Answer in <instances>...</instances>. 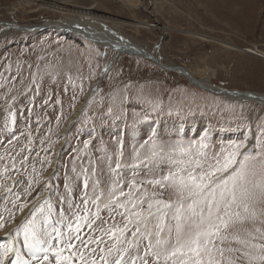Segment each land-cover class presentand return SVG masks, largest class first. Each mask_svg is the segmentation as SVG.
Returning <instances> with one entry per match:
<instances>
[{"label":"rangeland","instance_id":"obj_1","mask_svg":"<svg viewBox=\"0 0 264 264\" xmlns=\"http://www.w3.org/2000/svg\"><path fill=\"white\" fill-rule=\"evenodd\" d=\"M91 1L96 16L148 23L120 36L161 62L264 95V59L246 52L264 53V0ZM61 19L37 0H0L2 24ZM115 55L54 28L0 35V237L14 238L0 264L13 246L8 264L263 261L264 106L139 55L105 76Z\"/></svg>","mask_w":264,"mask_h":264},{"label":"bare ground","instance_id":"obj_2","mask_svg":"<svg viewBox=\"0 0 264 264\" xmlns=\"http://www.w3.org/2000/svg\"><path fill=\"white\" fill-rule=\"evenodd\" d=\"M73 1H75V0H73ZM73 1H70V2H67L64 4L63 3L59 4L56 2L48 3V2H45L44 0H41V1L37 0L38 6H40V10H47V11L53 12L54 14L61 16L63 19H61L60 21H57V22L47 21L45 24H42V25H36V24L19 25L16 23H12V24L0 23V25L2 26V29L0 30V35L3 36L4 34L10 32V31H15L17 33H24L26 35H29L31 33L39 32V31H43V30H47V29L49 30L51 28H54L58 31L67 30L70 33H75V34L77 33L81 37H83V38H85L91 42H94L95 44H97L100 47L110 48V49L114 50L116 52V54L120 50H123V53H121L119 55V57L121 55H124L126 52H129L130 49L133 52H139L140 50L148 51L146 48L139 45V43L137 44L136 42L125 41L120 36L121 35V29L119 30V28H122L123 26H126V25L128 26L129 24L133 25L137 30L143 29V28L149 30L150 28H149L148 23H142L139 21H135V22H133V24H131V23L127 24V22H124V21H121V20L116 19L114 17H111V15L110 16H108V15L107 16L106 15H101V16L97 15L96 16L94 11L99 10L98 7L101 8V6H99L98 4H97V6L95 5L96 6L95 7L94 2L90 0L89 3H91L92 6L90 5L86 8V7L76 6L78 3L73 2ZM30 4H31V1H30ZM71 4H76V5H71ZM107 23L108 24L111 23L113 29H112V27L111 28L108 27ZM38 27H44V28L38 29ZM59 28H61V29H59ZM187 35H190L193 37L201 36V35H198V36L192 35L190 33H188ZM210 39L211 38H209V40ZM219 44L223 45L224 47H227L228 49H230V48L236 49L234 47V45H232L230 43L228 44V43H224V42H219ZM246 52L248 54H252L254 56H257V57L264 59V53L261 51L248 50ZM128 54L135 55L134 53H128ZM174 67L179 68L176 66H174ZM185 70L188 71L194 77V79H197L194 76V74L191 73L188 69H185ZM175 72L183 75V73H181L180 71H175ZM184 77L190 82V80L186 76H184ZM197 80L199 81V84L201 86H203L209 90H212V92L210 91L211 93H214V92H217L218 90H220L217 87H215L210 82L209 79L198 78ZM190 84H192V83L190 82ZM192 85H194V84H192ZM194 86H198V85H194ZM92 90H96V89L93 87ZM214 94H216V93H214ZM257 95H259V96L258 97L256 96L254 98H249V97L236 98L234 96L231 97L229 95L223 94L222 97L229 99V100H232V101L254 102L256 104H261L264 106V95H262V94L261 95L257 94ZM84 108H85V104L83 102L81 107H79L78 111L76 112V115L77 116L81 115ZM64 137H65V135H64ZM24 217H26V216H24ZM11 230H12V228H9L6 232H4L3 235L0 237V239L7 236V234L10 233ZM0 242H2V241H0ZM13 249L14 248L12 247L11 252ZM10 255L7 257L6 264L9 263ZM257 264H264V259H263V261H261L260 263H257Z\"/></svg>","mask_w":264,"mask_h":264},{"label":"water","instance_id":"obj_3","mask_svg":"<svg viewBox=\"0 0 264 264\" xmlns=\"http://www.w3.org/2000/svg\"><path fill=\"white\" fill-rule=\"evenodd\" d=\"M43 28H44V27H38V29H43ZM65 33L67 34L68 32L65 31ZM127 49H128V48H127ZM121 53H123V50H120L119 52H117V54L115 55V57H114L113 60H112V64H111V66H110L107 70H105V72H106V73H104L105 76H106V74L108 73V71L114 66L116 60L118 59V57H119V55H120ZM128 53H134L135 55H139L140 57L148 58V59L152 60L154 63L158 64L160 67H162V68H164V69H167V70H170V71H180L181 73H183L184 76H186V77L190 80V82H191L192 84H194V85H198V86H199L201 89H203V90H207V91H211V92H212V90H209V89H207V88L201 86V85L199 84V81L196 80V79H194V77H193L188 71L185 70V68H187V67L184 68V67H181V66H177V67H179V68H175L174 65L167 64V63H163V62H161V61L159 60L158 56H156V55L150 53L149 51H143V50H140L139 52H133V51L130 49V51H129V52H126L125 54H128ZM97 85H98V83L94 86V88H95L96 90H97ZM215 87H217L218 89H220V90H218L217 92H214V93H216V94H218V95L226 94V95H229V96H231V97L234 96V97H236V98H243V97L254 98V97H256V96H257V97L259 96V95H257V94H252V93H250V92H245V91H240V90H234V91H233V90H228V89H225V88H222V87H218V86H215ZM96 90H91V91L89 92V95L85 98V100L88 101V100L94 95V93L96 92ZM79 116H80V115H78V116L74 117L73 119H71V121L67 124L66 130H67V129H70L69 126H70L73 122H75V121L79 118ZM33 208H34V207H33ZM33 208L28 212L27 216L24 217L23 219H26V218L30 215V213L32 212ZM11 232H12V230H11ZM10 236H11V233H10Z\"/></svg>","mask_w":264,"mask_h":264}]
</instances>
